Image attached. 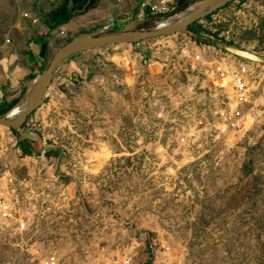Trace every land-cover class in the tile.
I'll list each match as a JSON object with an SVG mask.
<instances>
[{
    "label": "rangeland",
    "instance_id": "rangeland-1",
    "mask_svg": "<svg viewBox=\"0 0 264 264\" xmlns=\"http://www.w3.org/2000/svg\"><path fill=\"white\" fill-rule=\"evenodd\" d=\"M192 26L87 51L71 75L58 69L21 130L0 125V169L22 192L65 190L84 227L95 221L104 246H126L131 264H264V100L250 105L245 130L220 133L216 91L187 56L208 52L198 40L264 61V0H231ZM69 39L54 44L44 69ZM255 67L264 90V63ZM34 226L26 235L0 221V264H39L32 246L54 226Z\"/></svg>",
    "mask_w": 264,
    "mask_h": 264
},
{
    "label": "built area",
    "instance_id": "built-area-1",
    "mask_svg": "<svg viewBox=\"0 0 264 264\" xmlns=\"http://www.w3.org/2000/svg\"><path fill=\"white\" fill-rule=\"evenodd\" d=\"M140 7L142 10H148L151 24L156 18L155 26L166 15L176 10L175 0H142ZM24 17L29 18L32 23L39 22L38 17L30 16L28 12L24 13ZM194 43L203 49L208 48V52L198 54L193 52L187 56L194 60L196 58L197 62L194 64H197V69H202L205 82H211L216 91V101L211 111L219 120L217 124L219 132L245 130L244 116L250 105L258 99L264 100L261 85L255 86L257 83L255 65L264 63L263 58L252 51L238 53L232 51L230 47H225L227 53H223L222 49H216L207 43L198 44V40ZM194 64L192 66L196 68ZM255 95L261 96L254 100ZM254 122L257 121L251 124L254 125ZM7 174L8 171L0 169V221L11 219L17 224L16 230L26 235L35 230L34 223L38 220H45L50 226H54L48 230L44 227V234L38 236L42 242L32 246L33 260L39 264H65L70 256L75 257L78 264H131L129 248L124 246L117 250L113 240L105 241L104 246V240L101 239V232L95 221L92 222V229L84 227L89 219L78 211L79 204L73 209V206L66 205L65 190L62 194L53 195L48 186L41 188L31 185L29 192H22L16 186L13 187V179ZM120 255L127 258L124 263H121Z\"/></svg>",
    "mask_w": 264,
    "mask_h": 264
},
{
    "label": "crops",
    "instance_id": "crops-1",
    "mask_svg": "<svg viewBox=\"0 0 264 264\" xmlns=\"http://www.w3.org/2000/svg\"><path fill=\"white\" fill-rule=\"evenodd\" d=\"M141 1L0 0V115L34 93V85L50 58V49L59 40L78 34H102L137 29L140 24L150 25L151 16L148 10L141 9ZM199 1L175 0V12ZM25 12L38 17L39 22L32 23L24 17ZM96 48L99 47L64 57L54 77L58 69L65 76L84 67L82 58H89L84 53ZM52 86L51 83L49 89Z\"/></svg>",
    "mask_w": 264,
    "mask_h": 264
},
{
    "label": "water",
    "instance_id": "water-1",
    "mask_svg": "<svg viewBox=\"0 0 264 264\" xmlns=\"http://www.w3.org/2000/svg\"><path fill=\"white\" fill-rule=\"evenodd\" d=\"M214 0H202V7L197 13L189 16L178 22L160 24L148 29H127L124 31L105 32L102 34H78L73 38L67 40L57 51L53 54L48 66L43 70L37 82L34 85V100L26 107L23 112L14 119H9V112L0 115V124L7 126L10 129H19L33 112L38 110L43 103L52 79L54 77L56 67L64 57L77 51L86 50L94 47H101L112 44H134L141 41L171 36L180 32L190 31V27L199 19L206 17L214 12L216 9L226 5L231 0H221L217 4H213ZM189 6L185 9H188Z\"/></svg>",
    "mask_w": 264,
    "mask_h": 264
},
{
    "label": "bare ground",
    "instance_id": "bare-ground-1",
    "mask_svg": "<svg viewBox=\"0 0 264 264\" xmlns=\"http://www.w3.org/2000/svg\"><path fill=\"white\" fill-rule=\"evenodd\" d=\"M221 0H214L213 4H217L218 2H220ZM202 7V1L197 2V3H193L189 6L188 9H184L183 11H180L174 15H171L169 17L164 18L162 21L159 22V24L161 26H164L166 24H170V23H174V22H178L181 21L183 19L188 18L189 16L195 14L198 12V10ZM50 90V89H49ZM48 90V92H49ZM47 92V93H48ZM34 94V93H33ZM34 100V97L32 99H24L22 101H20L19 103H17L12 110L9 112L8 118L9 119H14L16 117H18L23 110L28 107L31 102ZM30 101V102H29ZM1 125V124H0ZM4 126V125H1ZM7 127V126H4ZM8 128V127H7ZM225 132H230V131H225Z\"/></svg>",
    "mask_w": 264,
    "mask_h": 264
},
{
    "label": "trees",
    "instance_id": "trees-1",
    "mask_svg": "<svg viewBox=\"0 0 264 264\" xmlns=\"http://www.w3.org/2000/svg\"><path fill=\"white\" fill-rule=\"evenodd\" d=\"M195 3V2H194ZM193 4V3H192ZM185 9V8H184ZM183 9V10H184ZM183 10H181V11H183ZM152 25H151V23H150V27H151ZM193 27V26H192ZM191 30H194V28H191ZM198 38V37H197ZM209 41V40H208ZM211 42V41H210ZM11 109V108H10ZM9 111V110H8ZM20 146L22 147V149L25 151V152H29V153H31V147H30V144H29V142L27 141V140H25V139H20Z\"/></svg>",
    "mask_w": 264,
    "mask_h": 264
}]
</instances>
